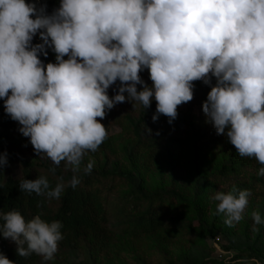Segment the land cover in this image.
Returning <instances> with one entry per match:
<instances>
[{
  "label": "clouds",
  "instance_id": "1",
  "mask_svg": "<svg viewBox=\"0 0 264 264\" xmlns=\"http://www.w3.org/2000/svg\"><path fill=\"white\" fill-rule=\"evenodd\" d=\"M46 8L0 0V100L37 155L77 173L84 156L107 138L100 120L115 105L127 100L149 109L155 101L153 122L164 115L172 124L178 106L193 100V82L201 81L211 88L202 104L206 122L240 157L255 159L256 175L264 177V0H60L52 14ZM37 35L42 43L34 45ZM48 49L55 62L45 64L40 56ZM145 70L151 86L141 78ZM7 156L0 155V167ZM92 169L90 161L84 174ZM80 182L75 174L67 182L61 176L53 187L38 176L19 187L59 199ZM251 195L233 186L214 191L212 199L232 226ZM251 216L256 232L264 218L259 211ZM62 228L39 213L26 219L15 209L0 211V235L17 245L19 257L53 260ZM0 264L14 262L0 253ZM241 264L261 262L253 257Z\"/></svg>",
  "mask_w": 264,
  "mask_h": 264
},
{
  "label": "rangeland",
  "instance_id": "2",
  "mask_svg": "<svg viewBox=\"0 0 264 264\" xmlns=\"http://www.w3.org/2000/svg\"><path fill=\"white\" fill-rule=\"evenodd\" d=\"M118 87L119 81L110 87V97L116 94ZM137 87L142 90L141 86ZM155 111V101L149 109L141 105L134 108L127 100L115 105L102 120L97 118L106 127L107 138L97 151H89L84 156L79 172L73 173L71 166L66 168L64 163L52 167L65 177L74 174L81 177L85 175L84 167L91 161L92 172L116 170L132 178L131 183L120 190V196L135 189L145 194L174 190L181 197L174 205H180L181 210L177 213L176 206L172 207L169 228L162 234L138 242L120 237L111 255L95 259L91 253L79 251L72 254L71 262L202 264L221 261L241 264L255 257L264 264V224L255 225L258 231L253 232L251 216L252 212L259 211L264 218V177H258L248 157H240L230 143L216 150L198 141L208 128L200 121L195 105L182 106L172 124L167 120V128L165 122L148 123L146 116ZM45 159L46 156L35 157L19 150L13 171L18 174L25 163L39 166ZM220 173V180L214 181ZM233 186L248 189L252 195L243 219L228 226L223 214L216 211L217 202L212 196L214 191L227 192ZM39 264H46L42 257Z\"/></svg>",
  "mask_w": 264,
  "mask_h": 264
},
{
  "label": "trees",
  "instance_id": "3",
  "mask_svg": "<svg viewBox=\"0 0 264 264\" xmlns=\"http://www.w3.org/2000/svg\"><path fill=\"white\" fill-rule=\"evenodd\" d=\"M29 3H37V7L46 5L48 14L59 7L60 0H28ZM42 43L39 35L34 37L33 44ZM48 55L40 56L45 63L55 62V53L50 49ZM67 59V57H65ZM141 78L146 83H151L147 70L142 72ZM193 100L178 106L177 112L184 105H195L198 109L200 121L206 125L208 130L198 139L209 148L221 149L230 143L225 135H217L215 128L207 123V117L203 113L202 104L206 101L210 86L204 85L201 81L193 82ZM215 79L213 78V85ZM156 112V111H155ZM147 115L148 123L153 122V115ZM156 122L163 124L166 128L168 117ZM159 116V117H160ZM143 121V119H142ZM18 122L11 120L4 111V101L0 100V155L7 152L8 163L0 167V211H19L26 219L36 214H42L46 221H60L63 239L59 242L58 251L51 261L46 264H73L72 254L83 251L101 258L111 255L120 237H127L134 242L153 237L166 232L169 228L171 210L176 206L175 212L181 210L180 205H174L181 199L176 191L145 194L144 191L134 190L125 196H120V190L131 183L132 178L116 170L103 172H91L81 176V182L75 189L66 187L59 199H47L35 193L29 194L20 190L21 180H35L38 176H45L51 186H55L59 177H64L65 182L71 176L65 177L57 172L52 174L53 162L47 158L37 166L33 163L22 165L20 173L13 171L16 154L19 150L26 151L35 157L36 154L29 138L19 132ZM147 127V126H146ZM210 129V130H209ZM136 130H139L136 128ZM160 139V137H159ZM157 144L159 142H156ZM157 151V149H156ZM40 156H45L41 154ZM251 166L256 170L260 165L253 158H248ZM64 162L62 161L61 164ZM220 180V175L214 177ZM117 199V200H116ZM115 201H118L116 204ZM116 206L118 208L116 209ZM17 245L9 239L0 235V253H3L14 264H39L41 257L33 254L29 257H19L16 253ZM200 264V263H191ZM202 264H225L224 262H205Z\"/></svg>",
  "mask_w": 264,
  "mask_h": 264
}]
</instances>
